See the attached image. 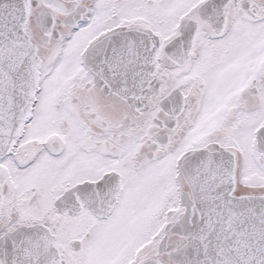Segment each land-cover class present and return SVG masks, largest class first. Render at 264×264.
Wrapping results in <instances>:
<instances>
[{"label": "snow or ice", "instance_id": "snow-or-ice-1", "mask_svg": "<svg viewBox=\"0 0 264 264\" xmlns=\"http://www.w3.org/2000/svg\"><path fill=\"white\" fill-rule=\"evenodd\" d=\"M0 264H264V0H0Z\"/></svg>", "mask_w": 264, "mask_h": 264}]
</instances>
